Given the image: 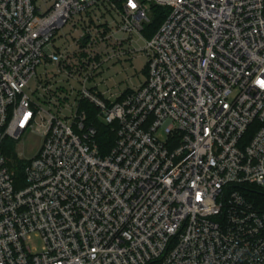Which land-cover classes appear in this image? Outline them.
<instances>
[{
  "label": "built area",
  "instance_id": "built-area-1",
  "mask_svg": "<svg viewBox=\"0 0 264 264\" xmlns=\"http://www.w3.org/2000/svg\"><path fill=\"white\" fill-rule=\"evenodd\" d=\"M142 55L145 82L99 91ZM261 82L264 0H0V264H264Z\"/></svg>",
  "mask_w": 264,
  "mask_h": 264
},
{
  "label": "rangeland",
  "instance_id": "rangeland-1",
  "mask_svg": "<svg viewBox=\"0 0 264 264\" xmlns=\"http://www.w3.org/2000/svg\"><path fill=\"white\" fill-rule=\"evenodd\" d=\"M145 35V34H144ZM147 58L145 56L136 57L133 61L125 62L123 65H115L108 73L102 77L107 80L106 84L101 85L100 92H105L107 89H112L113 93L123 91L128 86L138 87L141 83L145 82L148 75L146 70ZM38 75H43V70H38ZM100 81V78H98ZM30 87L35 90V82L32 81ZM90 105L85 103L83 109H87ZM158 137L162 141H166L167 137L163 133H159ZM42 145V138L37 135H28L19 143L7 142L5 144L6 156L9 160V165H17V155L23 154L26 160L33 159L38 153ZM33 247H37L38 243L34 242Z\"/></svg>",
  "mask_w": 264,
  "mask_h": 264
},
{
  "label": "trees",
  "instance_id": "trees-1",
  "mask_svg": "<svg viewBox=\"0 0 264 264\" xmlns=\"http://www.w3.org/2000/svg\"><path fill=\"white\" fill-rule=\"evenodd\" d=\"M154 12L157 14L156 20L153 25L149 27V29L153 32L157 31L159 27L163 24L166 18L167 9L163 8H155ZM147 70V67H146ZM148 73V71H147ZM86 111L89 115V123L94 126L96 129V143L99 147L101 154L104 156L108 154L114 147L117 140V133L114 127L105 126L101 122L97 121L95 116V109L91 106L86 107ZM7 142H5L6 144ZM6 154V151H5ZM13 171L16 174L17 180L19 182L23 181V170L21 163L12 166ZM248 191L247 196L256 204H264V193L261 189L256 187H250L246 189Z\"/></svg>",
  "mask_w": 264,
  "mask_h": 264
},
{
  "label": "snow or ice",
  "instance_id": "snow-or-ice-1",
  "mask_svg": "<svg viewBox=\"0 0 264 264\" xmlns=\"http://www.w3.org/2000/svg\"><path fill=\"white\" fill-rule=\"evenodd\" d=\"M262 86H264V82H261Z\"/></svg>",
  "mask_w": 264,
  "mask_h": 264
}]
</instances>
